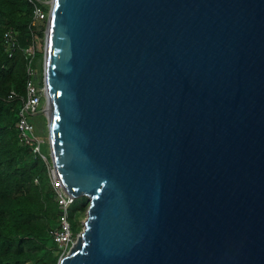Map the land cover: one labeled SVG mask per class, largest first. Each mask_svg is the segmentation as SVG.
Here are the masks:
<instances>
[{
    "label": "water",
    "instance_id": "obj_1",
    "mask_svg": "<svg viewBox=\"0 0 264 264\" xmlns=\"http://www.w3.org/2000/svg\"><path fill=\"white\" fill-rule=\"evenodd\" d=\"M51 1L58 264H264V0Z\"/></svg>",
    "mask_w": 264,
    "mask_h": 264
},
{
    "label": "trees",
    "instance_id": "obj_2",
    "mask_svg": "<svg viewBox=\"0 0 264 264\" xmlns=\"http://www.w3.org/2000/svg\"><path fill=\"white\" fill-rule=\"evenodd\" d=\"M49 11L50 3H43ZM31 0H0V264H58L65 255L55 239L62 209L50 166L35 155L31 144L20 137L18 121L27 92L28 58L23 48L33 40ZM41 23L39 36L45 39ZM13 29L19 46L13 55L6 50L5 32ZM44 54L37 53L38 82L43 83ZM13 97H11V95ZM39 134L49 131L45 113L32 116ZM45 137V136H44ZM90 205L88 196L77 197L69 218L74 235L84 228Z\"/></svg>",
    "mask_w": 264,
    "mask_h": 264
},
{
    "label": "built area",
    "instance_id": "obj_3",
    "mask_svg": "<svg viewBox=\"0 0 264 264\" xmlns=\"http://www.w3.org/2000/svg\"><path fill=\"white\" fill-rule=\"evenodd\" d=\"M34 4V12L32 19L33 27V40L27 47L23 48L28 58V72L30 78L27 82V92L23 97V104L20 110V119L18 121V127L20 131L21 139L33 147L35 155L42 157L50 166L51 176L55 185L60 207L62 209L60 227L55 231V239L59 243L60 247L64 249L66 254L72 244L76 241L71 221L69 218V211L72 203L76 199L71 195L63 186L60 177L58 176L56 169L53 165L51 156L43 151V143L45 138L38 133L37 125L32 120V116L40 114L43 110V100L46 98V84L45 75L43 69V83L38 82V69L35 66V60L37 53L42 49V38L39 36V29H41V23L47 20V25L44 28L45 36L48 30L50 10L47 11L43 3L52 4L51 0H31ZM51 9V7H50ZM4 43L6 50L10 55L18 49L19 40L17 33L13 29H8L5 32ZM45 43V42H44ZM14 94L11 95L13 97Z\"/></svg>",
    "mask_w": 264,
    "mask_h": 264
},
{
    "label": "rangeland",
    "instance_id": "obj_4",
    "mask_svg": "<svg viewBox=\"0 0 264 264\" xmlns=\"http://www.w3.org/2000/svg\"><path fill=\"white\" fill-rule=\"evenodd\" d=\"M45 41H46V36H45L44 41L42 42V44H43L42 47L44 48V50H45V43H44ZM36 68L38 69V73H39L38 66ZM42 106H43V109H45L47 107V100H46V98H44L43 105ZM43 137L45 138V142L43 143V151L50 156L51 148H50V141H49V131H47L46 135H43ZM86 217L83 219V222L86 220ZM77 236H78V234H77ZM77 236H76L75 239H77Z\"/></svg>",
    "mask_w": 264,
    "mask_h": 264
}]
</instances>
